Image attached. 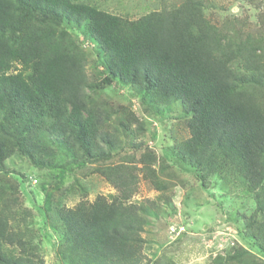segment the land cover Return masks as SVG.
<instances>
[{"label":"trees","instance_id":"16d2710c","mask_svg":"<svg viewBox=\"0 0 264 264\" xmlns=\"http://www.w3.org/2000/svg\"><path fill=\"white\" fill-rule=\"evenodd\" d=\"M206 1L130 20L78 0H0V264H46L5 166L13 156L38 170L87 169L115 190L92 202L83 193L70 208L61 196L51 202L45 219L58 264L145 263L144 210L130 200L140 180L156 191L167 187L154 154L123 142L142 128L127 107L106 108L100 95L113 84L128 86L145 112L163 115L175 105L186 118L188 137L168 151L175 161L202 180L236 179L255 194L243 234L264 253V29L220 28L205 17ZM87 41L95 45L96 80L86 71ZM215 260L264 264L244 248Z\"/></svg>","mask_w":264,"mask_h":264},{"label":"rangeland","instance_id":"374dc122","mask_svg":"<svg viewBox=\"0 0 264 264\" xmlns=\"http://www.w3.org/2000/svg\"><path fill=\"white\" fill-rule=\"evenodd\" d=\"M78 1L95 4L110 14L134 20L150 10L177 6L184 0ZM204 14L220 28L226 26L242 32L264 29V0H207ZM234 18L238 21H234ZM69 31L73 38L81 40L80 34L73 29ZM84 43L82 47L89 62L86 71L91 80H96L100 71L93 67L95 45L93 42ZM100 96L106 102L107 109L124 106L137 116L142 130L132 131L123 142L140 144L141 150L147 148L154 154L156 161L153 169L167 187L165 191H156L150 183L140 180L138 192L130 200L142 206L146 219L142 233L145 240L144 264H160L159 259L163 258H169L175 264H211L218 256L227 258L239 248L247 249L264 260V253L252 238L243 234V216L254 213L255 194L247 192L246 187L236 179L228 184L223 181L217 183L216 176L202 180L196 168L179 163L168 155L173 145L188 137L186 118L175 112L176 106H171V111L166 110L163 115L145 112L128 86L118 84L111 85ZM133 148L127 147L128 155L133 154L130 152ZM141 152L134 155L138 158ZM113 162L116 163L117 159H113ZM5 166L19 184V204L30 213L24 224L25 230H29L32 243L38 246V254L46 264H58L54 251L56 236L45 219L53 204L51 202L59 200L61 196V202L70 208L81 199L83 193L89 202L97 195L107 198L115 195L112 187L101 177L88 175L87 169L73 168L71 172L38 170L18 156L9 159ZM75 180V187L69 193L65 189Z\"/></svg>","mask_w":264,"mask_h":264}]
</instances>
